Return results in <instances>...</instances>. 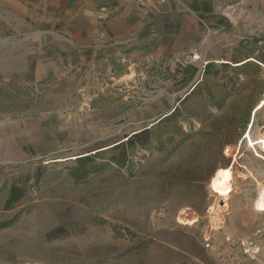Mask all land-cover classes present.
Masks as SVG:
<instances>
[{"label":"rangeland","instance_id":"obj_1","mask_svg":"<svg viewBox=\"0 0 264 264\" xmlns=\"http://www.w3.org/2000/svg\"><path fill=\"white\" fill-rule=\"evenodd\" d=\"M225 10V61L48 75L0 11V264H264V0Z\"/></svg>","mask_w":264,"mask_h":264},{"label":"crops","instance_id":"obj_2","mask_svg":"<svg viewBox=\"0 0 264 264\" xmlns=\"http://www.w3.org/2000/svg\"><path fill=\"white\" fill-rule=\"evenodd\" d=\"M242 1L0 0V11L14 18L12 29L39 58L37 74L118 55L171 65L185 61L198 70L228 57L223 54L238 41V24L235 11L225 7Z\"/></svg>","mask_w":264,"mask_h":264},{"label":"trees","instance_id":"obj_3","mask_svg":"<svg viewBox=\"0 0 264 264\" xmlns=\"http://www.w3.org/2000/svg\"><path fill=\"white\" fill-rule=\"evenodd\" d=\"M149 133V129H145V130H142L138 133H135L134 135L130 136L129 139H128V144L130 145H133L135 143V138L139 135H148ZM146 140L149 139L148 136L145 137ZM11 191L9 193V197L6 201V203L8 204V206H10L13 202H16L17 200H19L21 197L24 196V189L21 188V187H18L17 185H12L11 186ZM6 225H9V224H5Z\"/></svg>","mask_w":264,"mask_h":264},{"label":"built area","instance_id":"obj_4","mask_svg":"<svg viewBox=\"0 0 264 264\" xmlns=\"http://www.w3.org/2000/svg\"><path fill=\"white\" fill-rule=\"evenodd\" d=\"M196 57V56H195Z\"/></svg>","mask_w":264,"mask_h":264}]
</instances>
